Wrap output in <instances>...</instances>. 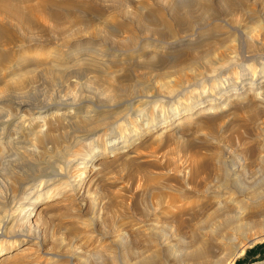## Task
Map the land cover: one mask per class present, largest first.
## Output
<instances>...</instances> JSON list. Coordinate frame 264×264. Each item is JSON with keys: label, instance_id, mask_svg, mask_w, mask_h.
<instances>
[{"label": "rangeland", "instance_id": "1", "mask_svg": "<svg viewBox=\"0 0 264 264\" xmlns=\"http://www.w3.org/2000/svg\"><path fill=\"white\" fill-rule=\"evenodd\" d=\"M130 1L136 6L137 0ZM98 2L94 6L95 8L99 7L96 8V13L111 14L116 9L114 0H100ZM83 8L89 9L86 6L76 7L75 11L80 12L81 15H95V13L92 14L94 10L85 9L88 12H84ZM128 11L130 12L132 9L129 8ZM254 26H257V24H254ZM260 29L261 32H254L258 36L256 38L253 35L254 42L246 39V37L243 40L237 37L234 41H237L236 43L222 47L223 50L227 51V54L222 48L216 52L217 54L224 52L229 61L221 62L214 59L217 61L213 60V62L211 60L209 65L206 64V67L205 64H201L203 68L199 66V71L194 68L186 69L183 74L184 77L189 76L190 78L196 73H200V76H194L192 81L187 78L185 82L187 81L188 84H177V75H171L172 79L173 76L176 78L171 80V77L168 79L160 78L155 73L147 76L151 82L148 80L149 78L141 77L144 76V72H141L140 69L126 66L122 69L121 66V69H117L118 72L122 70L121 73L119 75L118 72L115 73L118 75L117 77L127 75L129 79L131 78V84L134 83L133 86L142 81L141 87L136 91L139 94L141 93L142 97L138 93L132 92L126 95L128 97L133 96L134 100L124 94L119 101L116 100L117 102H109L106 99L108 94L100 92L96 82L93 81L94 75H92L93 77L89 76L92 73L89 70L86 69L89 71L86 72L87 74L82 73L84 75L81 76V79L77 74L73 76L75 72L86 71L81 62H77L76 65L73 63V65L67 64L66 69H64L65 67L62 68V73L65 75L56 77L55 85L52 82L54 80L49 82V80L42 77L35 80L34 73L50 68L49 64H51L55 51L58 48L63 49L59 43L49 42L50 45L48 44V46L46 45L48 42H43L36 44V47L35 44L18 47L20 43L17 42L16 44H9L10 46H0L3 50L7 48L4 50L7 52L3 50L2 52L0 49V53L6 55L10 52L12 54L6 55L7 58L4 56L3 62H0V64L6 66L8 62L11 63L7 66L11 67L10 70L6 66H0V88L3 89L5 85L12 88L17 82V78L13 80V77L10 76L11 80L8 77L12 68L17 71L21 70V62L14 63L12 62L13 59L16 61L20 56L21 58L26 56L24 60L28 64L24 65H28V67L24 65L22 67L32 71V75L28 79V76H24V79L26 78L25 88L28 87V89H24V93L19 92L21 96L14 92L6 93L11 101L16 98L18 100L21 97L20 100L37 107L47 101H55L56 103H53L60 105L61 109H64L67 105L74 111L81 109L82 113L89 108L88 111L90 112L103 111L104 108V112H107L110 105L113 107L118 102L122 101L124 103H119L114 110L115 112H112L115 113V116L119 114L120 119L115 117L118 123H115L116 120L113 119L114 123L111 121V127L114 125L112 128H98L94 134L87 137V140L80 141L79 139L80 142H76V145L72 144L70 148L67 147V142L71 139V134L72 136L76 134L74 130L77 127L69 130L65 118L61 119L60 116L47 121H51V125L59 123L58 130L60 132L58 134H65L69 137L68 140H65L66 143H62L56 150H52L61 151L64 146L66 149L68 148L66 155L64 154L65 156L54 157L57 160L56 162L53 159V153H50L51 150L48 148H42L41 150L37 148L34 142L31 143L32 141H27L28 146L20 145L22 148L19 146H10L11 148L8 149L3 147L5 149H3L4 153L0 149L2 151L0 153V184H3L0 186V234L4 233L3 235L6 236L3 239V244L0 245V250L5 253L0 256V264H143V261L150 258H155L156 264H232V261L233 264H264V103L260 104L261 101L254 98L238 103H228L217 114H205L178 128H174L169 124L168 130H162V127L159 128L160 130L157 128L147 129V126H145L146 121L154 120L161 112L162 115L164 114V116L170 118L175 110L180 108L183 103L189 102L197 91L208 89L212 84L218 83L217 79L222 78L223 75L231 73L238 75V73L245 71L249 72L246 75V80L250 81L255 72H257V75L262 74L259 70L264 69V58H262L264 57V45L261 44L264 43V28ZM75 33L76 37L78 30H75ZM16 34L20 38L23 36L19 32ZM52 37L55 38L51 35ZM76 41L77 39L73 38L72 43ZM258 41L262 46L258 44ZM12 47L18 49L13 50ZM22 49L23 51H21ZM18 50L21 51L22 55ZM63 50L62 52L66 51ZM51 52L53 53L51 54ZM82 53L83 55L84 53L87 54L86 51H83L79 55H82ZM251 54L253 57L249 56ZM170 56H167L165 61H172L175 59L173 57H178L179 54L175 53ZM34 62L37 64H34ZM45 62H47V65H44ZM15 64L19 65L20 68H16ZM38 64L39 66H37ZM207 66H209V70ZM248 68H251V70H248ZM70 71L74 72L71 75L72 77L70 75L66 77V73L69 74ZM131 71L132 73L136 72L133 75ZM188 71H192V73ZM208 73L210 76H208ZM216 73L221 75H216ZM2 74L7 75L5 77ZM85 75L86 77H84ZM236 75L232 79L236 77L238 79ZM31 76L32 81L35 80L34 82L30 81ZM199 77L201 80L198 79ZM3 78H6L8 83ZM83 78L85 79L84 82ZM153 79L155 80L153 81ZM207 79L208 83H206ZM214 79L217 81H213ZM237 79H234V81ZM172 81H174V84H172ZM200 82L202 86L199 85ZM145 83L152 85L149 87L150 89L148 88L149 85L146 86ZM47 87L49 90H47ZM143 97L146 98V101L143 100ZM74 100L75 102H73ZM141 100L144 103H140ZM106 102L107 104H105ZM125 102L129 103H126L128 106ZM7 103L0 104V106L2 105V112L5 111L3 114L6 116L13 113L12 106ZM70 103L74 104L71 105ZM138 103L140 104L138 105ZM4 104H6L5 107H3ZM8 105L12 110L6 108ZM133 105L136 107L133 108ZM140 105H142V109H139L141 108ZM147 106H150L149 109ZM129 107L133 108V111H130L132 109ZM137 109L141 110V114L142 112L143 114H130L134 110L138 111ZM121 113L122 115H120ZM146 116L147 118H145ZM158 118H161V116ZM60 119L63 121L61 122ZM121 130L127 132L129 138ZM113 134H121L123 139L130 142L127 148L110 152V149L105 146L107 145V137L113 138L115 136ZM25 147L28 149L32 147L34 154L26 155L24 153L23 155L17 151L19 148L25 149ZM17 158H21L23 161H19ZM40 160L45 163L42 164ZM219 161L220 163L223 161L222 164L225 165V179L219 172ZM10 162L13 164L12 166ZM48 165L51 167L49 168ZM40 171L44 172L40 174ZM10 181L19 184L13 185V182L10 183ZM43 182H45L42 190L45 193L44 195H51L53 203L58 200L61 202L58 201L54 203L55 205L52 202L50 204L44 202L39 205L42 206V210L36 217L27 218L26 212L23 211L22 213L19 209L17 210L14 204L23 197L22 194L25 195V191H29L32 187L35 188ZM9 188H12L11 191ZM30 197L29 202H32L33 196ZM3 198L4 200L1 201ZM2 214L4 218H2ZM122 245L125 246L122 247ZM204 249L209 254L203 259L204 262L191 260L192 255ZM23 251L29 252L24 253ZM232 256L237 257L233 258Z\"/></svg>", "mask_w": 264, "mask_h": 264}, {"label": "bare ground", "instance_id": "2", "mask_svg": "<svg viewBox=\"0 0 264 264\" xmlns=\"http://www.w3.org/2000/svg\"><path fill=\"white\" fill-rule=\"evenodd\" d=\"M98 1H100V0H0V46H4V45L6 46L9 44H13V43L16 44L17 42L20 43V45H18V47L25 46L26 44H29V46L35 44V47H36V44L43 43V42H46V43L48 42L47 44L45 43L46 45H48L49 42L54 43V44L59 43L60 47L62 46L61 48L65 49L66 51L62 52V51H64L63 49L60 50V48L57 49L55 47L57 50L55 51V54L53 55V59L51 61V64L48 63L50 65V68L49 67H48V69L45 68L46 70H42V71L38 70L39 72L34 73L33 77H35V80L38 77H42V78H46L47 80H49V82L54 80V81H52L54 83V82H56V80H55L56 77H58V76L62 77L65 75V74L63 75V73H62V68H64L67 64H71V65L75 64L76 65L77 62H81V65H83L84 70L87 69L90 72L94 73V74L90 73L91 75H89V76L94 75V77L92 76L94 78L93 81H94V83L96 82V85L99 88L100 92L102 94H108V95H106V97H107L106 99L109 102H114V101L117 102V101H119V99H121L120 98L121 96H124V94L126 97H128L127 96L128 94H130L132 92H136L137 89L139 87H141V84H142V81H141V83H137V85L133 86L134 83L131 84V81H130L131 78L129 79V77H127V75H125L124 77H117L122 71L121 70L120 72H118L117 69L118 68L121 69V66H122V69H124L126 67L135 68L138 70L140 69L141 72H144V76H141L142 78H146L147 76H149V74L155 73L160 78L168 79L171 77V80H173L176 78H174V76H173V79H172L171 75H177L178 76L177 84H183V83L185 84V83H187V81L185 82V80L187 78L191 79V81H192V79H194V76H200L199 75L200 73L199 74L196 73L194 76H191L190 78H189V76L184 77L183 74H184L186 69L194 68L197 71H199V69H198L199 66L203 68V66L201 64H203V65L205 64L204 66L206 67V64L209 65L211 60L213 61L214 59H217L218 61H221V62L225 61V60L229 61V59L226 57L224 52H221L220 54H217L216 52L219 51L220 48H222V47L224 48L226 45L228 46L229 44L236 43L237 41L236 42H234V41L236 40L237 37L242 38V40H243V38L246 37V39H248V40L250 39L251 41L254 42V40H253L254 36L256 38L258 37L257 34H254V32L259 33L262 31L260 28H264V26H263L264 25V0H137L136 6H134L133 2L130 0H114V5L116 6V9H115V11L112 10L113 13H111L112 11L111 12L109 11L111 14H104L101 12L96 13L97 11L95 12V10H96V8H99V7L95 8L94 6ZM85 6L87 8H89V9L85 8L86 10H90V11L94 10V12L92 14L95 13V15H88V14L87 15H83V14L81 15V14H79L80 12L77 13V11H75L76 7L81 8V7H85ZM129 8H131L132 11L129 12L128 11ZM85 9H84V12L86 11ZM78 11H81V10H78ZM90 11H89V13H90ZM104 11H105V9H104ZM86 12H88V11H86ZM254 24H257V26L253 27ZM75 30H78V34L76 37H75V34H76ZM17 32H19L20 34L22 33L23 36L21 35L22 37L20 38L16 34ZM47 32L49 35L47 34ZM51 35L55 36V38H53V37L51 38ZM58 38H59V40H58ZM73 38L77 39V41L75 43L74 42L72 43ZM239 43H240V41H239ZM15 44H14V46H16ZM258 44H260L259 41H258ZM261 44L264 45V43H261ZM40 45H42V44H40ZM16 47H12L13 50H15ZM258 47H260V46L258 45ZM223 48H222V50H223ZM229 48H230V46H229ZM5 49H7V48H5ZM17 49L18 48H16V50ZM2 50H3V48L1 49V51ZM258 50H260V49H258ZM21 51H23V49ZM21 51H19V52L21 53ZM83 51H86L87 54L84 53V55H83V53H82V55H79ZM223 51H225V50H223ZM4 52H7V51H4ZM53 52H51V54ZM225 52L227 54V51H225ZM24 53H25V51H24ZM175 53L179 54L178 57L177 56L173 57V58H175L174 59L175 61L174 60H172V61L166 60L165 61L167 56H170V55L173 56V54H175ZM8 54L10 55L11 53L8 52ZM8 54H6V55H8ZM6 55L4 53H0V62H3L4 56H6ZM21 55H22V53H21ZM25 55H27V54H25ZM19 56H20V54H19ZM249 56L253 57L252 54ZM7 57L8 56H6V58ZM22 57H24V56H22ZM25 57L21 58V56H20L16 61L14 59L12 61L14 63L21 62V64H22V65L20 64L21 68L19 67V65L17 66V64H19V63L15 64L16 68H18V69L20 68L21 70L17 71V70H13L14 68H12V71H11V73H9V76H8L9 78L13 77V80H14V78H17V82H16L15 86L10 88L8 85H5L3 87V89L0 88L1 89L0 90V104H2L4 102L5 103L8 102L13 108V111H12L13 113L9 114L7 112V114H9V115L6 116L3 114V112L5 113V111L2 112V108H1L2 105L0 106V115H1V117H0V149L3 151V153L5 152L4 151L5 149L3 147H7V149L10 146L11 147H18V146L21 147L22 144L27 145L29 141H32L31 143L34 142L35 145L37 146V148H40L41 150H42V148L43 149L48 148L49 150H51L50 153H53V159H54L55 156L61 157V155L63 156L65 153H67L68 148H70V146L72 144H75L76 142H78L79 139H80V141L83 139L87 140L88 139L87 137L94 134L95 130H97L98 128H105V127L106 128L107 127L112 128L114 126V125H112V127H111V123L113 122V119H114V121L116 120V118L119 116V114H118V116H117V114L115 116V113H112V112L118 107L119 103H121L122 101L118 102L117 105L112 104L113 107H111V105H110V108H108L109 109L108 111H110V112H108V111L104 112L105 108L103 111H99V112L98 111L97 112L91 111L90 112V111H88L90 109L89 108L87 111L84 110V112L82 113L80 111L81 109L74 111V110H72V108L67 107L66 104H68V103L65 104L67 108L65 107L64 109H61L60 105L55 104L56 103L55 101H53L55 103L47 101L43 105H40V107H37V106H34L32 104L26 103L24 100H20L19 98H21V97H19L18 100H17V98L14 101L9 100L8 95H6V93H13L14 92V93L20 94L23 92L24 89L25 90L28 89V87L25 88L26 87V84H25L26 78L24 79V76L25 75L28 76L27 77V79H28L29 76L32 75V71H29L27 68H25V67H28V65L27 66L24 65V64H28L24 60ZM51 57H49V58H51ZM170 58H172V57L170 56ZM262 58H264V57H262ZM26 60L28 62V58ZM217 60H214V61H217ZM9 61H11V60H9ZM22 62H24V63H22ZM32 63H31V65H32ZM45 63L46 64H44V65H47V62H45ZM10 64L8 62L7 66H9ZM34 64H37V63L34 62ZM1 65L2 64H0V66ZM23 65L25 67H22ZM2 66H6V65H2ZM33 66H35V65H33ZM37 66H39V64ZM124 66H126V67H124ZM29 67H30V65H29ZM36 67H33V68H36ZM7 68H9V67H7ZM10 68L8 70H10ZM81 68H82V66H81ZM207 68L209 70V66H207ZM222 68H224V67H222ZM3 69L5 71H7L5 69V67H3ZM38 69L41 70V68H38ZM64 69H66V67ZM67 69H68V67H67ZM213 69H215V68H213ZM218 69H219V67H218ZM249 69L251 70V68H248V70ZM2 70H1V72H3ZM87 70L81 71V73L80 72L74 73V72L70 71L69 74L66 73V77H68L69 75L71 76L74 73L73 76H76L75 74H77V76H80L79 78L81 79V76L84 75L82 73L87 74L86 72H89ZM204 70H205V68H204ZM212 70H210V71H212ZM222 71H223V69H222ZM127 72H129V71H127ZM135 72L132 73V71H131V73L133 75ZM188 72H190V71H188ZM205 72H206V70H205ZM212 72L210 73L211 75H212ZM259 72L260 73L262 72V74L257 75V72H255V74L253 73L254 74V75H252L253 78L250 81L246 80L247 79L246 75H248L247 73H249V72L244 71L242 73H238V75H236L235 73H231V74H227V75L222 74L224 77L221 76L222 78L217 79L218 83L215 82L216 84H212L208 89H204L202 91H200L201 90L200 89L199 90L200 92L197 91V93H195L194 96H192L193 94L192 95L190 94L192 96L190 101L183 103L180 108L175 110V112L172 114V116L170 118L164 116V114L162 115V112H161V114L158 115L154 120H152L153 119L152 118L151 119L152 121H146V122L144 121L146 123L145 126H147V129H150V128L159 129L160 127H162L161 129L164 130V129L169 128L170 127L169 124H171V126H173L174 128H176V127L178 128V127L184 125L185 123L196 119L197 117L199 118V117L204 116L205 114H214V113L217 114L218 112H221V110L225 106H227L228 103H231V104L232 103H238V102H241L243 100L250 99V98L260 100L261 101L260 104L261 103L263 104L264 103L263 102L264 101V84H263L264 83V69H260ZM115 73H117L118 75H116ZM190 73H192V71ZM2 75L6 77V75H4V74H2ZM141 75H143V74H141ZM185 75H186V73H185ZM187 75H189V74H187ZM214 75H215V73H214ZM216 75H221V74L216 73ZM235 75L238 76V79H237V77L234 79H237L238 81L237 80L234 81V79H232V77ZM208 76H210L209 73H208ZM84 77H86V75ZM115 77H117V78H115ZM132 77H134V76H132ZM244 77H245V79H244ZM9 78H8V80H9ZM60 78H58V79L61 81ZM147 78H149V77H147ZM213 78H216V77H213ZM0 79H1V76H0ZM80 79H79V82H80ZM198 79L201 80L200 77ZM208 79H207L206 83H208ZM4 80L6 81V78ZM11 80H12V78H11ZM11 80H9V81H11ZM35 80L33 79V81H32V76H31L30 81L34 82ZM84 80L85 79L83 78V82H84ZM88 80H89V78H88ZM88 80H86V81H88ZM136 80H138V79H136ZM148 80H150V78ZM154 80L155 79H153V81ZM195 80H197V79L195 78ZM217 80L214 79L213 81H217ZM40 81H42V80H40ZM132 81H134V80L132 79ZM150 81H149V84L152 82V81L151 82ZM191 81H189V82L191 83ZM144 82H147V81H144ZM166 82H167V80H166ZM173 82L174 81H172V84H174ZM196 82H198V80ZM211 82H212V79H211ZM157 83H155V84L157 85ZM168 83H169V81H168ZM203 83L205 84V82H203ZM91 84H92V82H91ZM145 84H146V86L149 85L147 83H145ZM201 84L202 83L200 82L199 85H201ZM53 85H55V83ZM82 85H83V83H82ZM156 85H154V87H156ZM93 86H94V84H93ZM150 86H152V85H149L148 88ZM64 87H65V84H64ZM181 87L183 88V86H181ZM168 88H170V87H168ZM199 88H200V86H199ZM61 89H64V88H61ZM143 89H144V87H143ZM47 90H49L48 87H47ZM95 90H97V89H95ZM174 90H177V89H174ZM179 90H180V88H179ZM98 91H96V92H98ZM154 91H156V90H154ZM136 93H138V92H136ZM149 93H151V92H149ZM152 93H153V91H152ZM94 94H95V91H94ZM170 95H172V94H170ZM9 96H10V94H9ZM20 96H21V94H20ZM96 96H97V94H96ZM15 97H16V95H15ZM132 97L133 96L128 97V98H132ZM135 97H136V94H135ZM22 98H23V96H22ZM132 99L134 100V98H132ZM177 99H178V97H177ZM143 100L146 101V98L143 97ZM144 101L142 102V100H141L140 103H144ZM149 101H150V99H149ZM73 102H75V100ZM126 103L127 102H125V104ZM140 103H138V105ZM258 103H259V101H258ZM258 103H256V104H258ZM73 104L74 103H72L71 105H73ZM105 104H107V102ZM108 104H110V103H108ZM127 104H129V103H127ZM131 104H133V103H131ZM135 104H137V103L135 102ZM5 106H6V104L3 105V107H5ZM68 106H70V105H68ZM134 106L135 105H133V108L136 107V106L135 107ZM140 106H141V108H139V109H142V105H140ZM123 107H125V106H123ZM149 107H148V109H149ZM6 108H10L12 110V108L9 107V105ZM129 108L132 109V110L129 109L130 111H133V108H131V107H129ZM5 109H3V110H5ZM86 109H87V107H86ZM139 109H137L138 111L134 110V112H131L130 114H133V113H135V115H137L138 113L141 114V110H139ZM143 109H144V107H143ZM95 110H96V108H95ZM161 111H163V110H161ZM140 114H139V116H140ZM142 114H143V112H142ZM219 114H221V113H219ZM111 115H112V117H111ZM120 115H122V113ZM57 116H60L61 119L65 118V122H67L69 130L72 128L75 129L76 127L78 128V129L76 128V130H74V132L76 133L74 136H72V134H71L72 132L69 133V134H71L70 140H68L69 137L67 135L58 134V132H60L58 130L59 129V126H58L59 123H56L57 125H51V123H52L51 121H50L51 123L47 122V121H49V120H51ZM159 116H161V118H158ZM145 118H147V116ZM178 118L180 119L179 121L177 120ZM62 121L63 120H61V122ZM117 121L118 120H116L115 123H118ZM63 126H64V124H63ZM162 130H161V132H162ZM122 132L124 133L125 131H122ZM113 135H115V134H113ZM125 135L128 136V133L125 132ZM107 138H108V140L106 141L107 145L105 147L110 149V152L121 150V149H124L125 147L127 148V146L130 143V142H127L126 139H123L121 134L115 135V136H113V138H110V136H108ZM128 138H129V136H128ZM65 140L69 141V142H67L68 143L67 149L64 146L63 150L60 149L61 151H52V150H56L62 143H66ZM91 142H93V141H91ZM30 146H32V145H30ZM26 147H25V149H21L22 148L21 147L17 151L19 153H22L23 155H24V153L26 155H33L34 153H33L32 147H31V149H28ZM40 149H39V151H40ZM21 150H22V152H21ZM2 151H0V153ZM40 153H41V151H40ZM41 155H43V154H41ZM7 159H9V158H7ZM5 160H6V158H5ZM15 160H16V157H15ZM17 160L20 161L22 159L17 158ZM54 160H55V162L57 161L56 159H54ZM37 161L39 162L38 159H37ZM220 161H219V163H220ZM11 162L15 163L14 161H11ZM11 162H10V164H11ZM43 162H42V164L45 163V162L44 163ZM222 163H223V161H222ZM222 163H220L218 165V169H219L221 176L225 179L226 169H225V165ZM12 165L13 164H11V166ZM36 166H38V165H36ZM40 166H42V165H40ZM50 167L51 166H49V168ZM12 169H14V168H12ZM16 172L18 173L19 171H16ZM42 172H44V171H42ZM42 172L40 174H42ZM82 172H83V170H82ZM11 173H12V171H11ZM15 175L13 176L14 178L17 176V175L15 176ZM25 175H26V172H25ZM6 176L8 177V175H6ZM75 176H76V174H75ZM2 177H3V175H2ZM16 179H18V178H16ZM22 179H23V177H22ZM42 179H44V178H42ZM2 180H4V179H2ZM13 181H14V179H13ZM13 181H10V183ZM20 181H22V180H20ZM7 183H8V181H7ZM7 183H6V185H8ZM21 183H23V182H21ZM44 183L45 182H43V184H39L35 188L30 186V187H32V189H29V191L28 190L25 191L26 192L25 195L22 194L23 197L20 200L18 199L19 201L15 202V204H14V206L17 208V210L19 209L22 213H23V211L26 212L25 214H26L27 218L28 217L29 218L36 217L41 212L42 206H39L40 204H42L44 202H49V204H50L52 202L51 195H49V194L44 195L45 194V193H43L44 191L42 192ZM15 184L18 185L19 183L17 184L16 182H13V185H15ZM2 185L3 184H0V186H2ZM231 185H232V183H231ZM4 188H7V187H4ZM11 189L9 188L10 191H11ZM50 191H51V189H50ZM7 192H8V190H7ZM7 192H5V193H7ZM14 192H16V191H14ZM53 192H54V190H53ZM19 195H21V194H19ZM17 196H18V194H17ZM30 196H33L32 202H29V200L31 198ZM3 200H4V198L1 201H3ZM58 201H55L54 203H57ZM59 202H61V201H59ZM54 203H53V205H55ZM62 203H63V201H62ZM16 208H15V210H16ZM10 211H11V209H10ZM21 212H20V214H21ZM14 213H16V212H14ZM2 216H3V214H2ZM7 216H9V215H7ZM0 217H1V215H0ZM2 218H4V216ZM5 221H7V220H5ZM11 222H13V221H11ZM22 225H24V224H22ZM3 234H0V245L3 244V239H4V237H6ZM14 236H15V234H14ZM228 238H230V237H228ZM124 246L125 245H122V247H124ZM229 246H231V245H229ZM27 248H29V247H27ZM23 252H21V253H23ZM25 252L28 253L29 251H25ZM233 252L236 253L235 251H233ZM24 253L22 255H24ZM3 254H5V253H3V251L0 250V256ZM207 254H208V251L204 249V250L192 255L191 260H195V261L200 260L201 262H204L203 259L205 258V256ZM232 257L235 258L237 256H232ZM229 263H230V260H229ZM231 263L233 264V261ZM143 264H156V260H155V258H152V259L150 258L148 260L146 259L145 261H143ZM199 264H203V263H199Z\"/></svg>", "mask_w": 264, "mask_h": 264}]
</instances>
